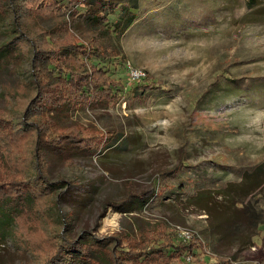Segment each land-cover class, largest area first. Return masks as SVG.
Listing matches in <instances>:
<instances>
[{
	"label": "rangeland",
	"instance_id": "374dc122",
	"mask_svg": "<svg viewBox=\"0 0 264 264\" xmlns=\"http://www.w3.org/2000/svg\"><path fill=\"white\" fill-rule=\"evenodd\" d=\"M109 2L119 4L110 21L130 17L128 10L135 13L124 32L110 34L127 60L112 67V76L125 89L109 101L57 118L62 126L95 128L100 139L108 130L118 134L100 152L53 160L49 179L57 188L35 208L31 205L36 211L16 222L4 218L0 204V264H41L62 235L106 242L129 235L125 244L138 249L172 236L185 242L180 228L191 230L188 241L199 252L171 258L169 264H264L263 194L254 191L245 199L239 237L214 232L228 182H240L243 170L264 154L262 4L263 11L249 8L247 0ZM259 2L264 6V0ZM39 23L50 28L55 20ZM13 32L12 16L0 15V48ZM17 49L0 53V113L12 125L22 120L18 90L31 77L33 58L27 47L24 55ZM130 67L145 71V77L130 81ZM6 141L10 144L0 142V178L7 174L10 179L26 170L32 141ZM178 165L171 179L164 177ZM202 189L211 195L199 198ZM131 193L134 203L119 205ZM143 258L136 264H167L162 255Z\"/></svg>",
	"mask_w": 264,
	"mask_h": 264
},
{
	"label": "trees",
	"instance_id": "16d2710c",
	"mask_svg": "<svg viewBox=\"0 0 264 264\" xmlns=\"http://www.w3.org/2000/svg\"><path fill=\"white\" fill-rule=\"evenodd\" d=\"M109 1L0 0V15L12 16L15 35L0 48V53L19 48L17 54L24 55L27 47L33 54L31 77L18 90L21 122L8 124L10 119L0 113V133L4 135L0 136V142L6 143L3 145L10 144L7 138L32 141L26 170L20 171L15 178L8 179L7 174L0 178V204L5 208L4 218L17 222L25 212L36 211L30 209L31 205L35 208L42 197L48 198L54 193L56 184L49 179V164L52 166L53 160H72L82 152H100L108 143L109 147L118 134L108 130L105 138L100 139L101 132L95 128L76 124L62 126L57 118L58 114L81 106L94 107L99 102L109 101L125 89L122 82L120 84L112 76V67L116 68L122 61L126 64L127 60L122 56L121 49L111 43L110 34L112 31L124 32L135 20V13L128 10L130 17L110 21L119 4L112 6ZM247 1L249 8L263 11L260 10L264 9L263 3L259 0ZM105 5H109L111 10L105 11ZM51 18L55 20L52 27L40 25V19ZM6 125L7 128H3ZM182 166L164 171V177L171 179ZM254 191L264 195V162L244 170L240 182H228L224 195L226 203L222 204L224 209L216 214L219 222L215 233L222 237H239L243 233L238 221L245 220V199ZM210 193V189H202L199 198ZM135 195L131 193L119 205L129 207L134 203ZM210 205L209 210L214 212V205ZM230 223L235 224L234 231L227 228L226 224ZM13 233L15 235V230ZM128 236H110L109 242L89 237H55L56 247L43 255L45 260L41 264H87L88 261H95L96 264H125L127 261L128 264H136L142 263L146 255H162L169 264L171 258L179 260L182 256L199 252L198 245L188 240H177L174 236L132 249L130 244H125L124 238ZM227 259L230 258L219 256L220 261Z\"/></svg>",
	"mask_w": 264,
	"mask_h": 264
},
{
	"label": "built area",
	"instance_id": "2783aa9c",
	"mask_svg": "<svg viewBox=\"0 0 264 264\" xmlns=\"http://www.w3.org/2000/svg\"><path fill=\"white\" fill-rule=\"evenodd\" d=\"M146 73L145 71L135 68V67H130L129 68V80L130 81H139L145 77ZM180 235L183 237L184 240H189L193 237V233L191 230L186 229V228H180Z\"/></svg>",
	"mask_w": 264,
	"mask_h": 264
},
{
	"label": "crops",
	"instance_id": "0c3cea01",
	"mask_svg": "<svg viewBox=\"0 0 264 264\" xmlns=\"http://www.w3.org/2000/svg\"><path fill=\"white\" fill-rule=\"evenodd\" d=\"M262 162H264V154L262 155V158H261L258 162L254 163L251 167L256 166V165H258V164H260V163H262ZM251 167H250V168H251ZM245 170H247V169H245ZM243 171H244V170H243Z\"/></svg>",
	"mask_w": 264,
	"mask_h": 264
}]
</instances>
